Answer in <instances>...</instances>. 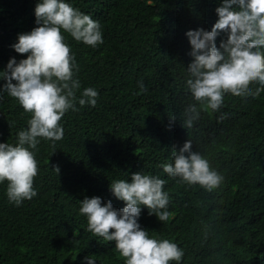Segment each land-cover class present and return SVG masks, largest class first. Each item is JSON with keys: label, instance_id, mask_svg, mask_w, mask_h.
<instances>
[{"label": "trees", "instance_id": "trees-1", "mask_svg": "<svg viewBox=\"0 0 264 264\" xmlns=\"http://www.w3.org/2000/svg\"><path fill=\"white\" fill-rule=\"evenodd\" d=\"M40 2L0 0V71L10 59L27 58L13 45L38 26ZM65 2L101 26L103 43L95 48L64 33L78 65L76 95L92 87L97 102L94 107L77 102L78 110L64 115L63 139L54 148L53 141L38 138L35 197L17 206L8 199V182L0 183V264H86L85 257L95 264H125L114 241L88 231L79 209L92 197L123 209L125 202L110 185L130 183L135 173L166 181L169 219L161 222L142 207L138 223L150 236L179 242L184 251L179 264H264V92L255 98L226 93L219 111L201 110L193 129L181 127L185 109L199 108L185 88L192 62L186 32L211 31L224 0ZM227 36L219 32L218 48ZM6 83L0 78V143L15 146L31 114L3 91ZM187 139L224 177L211 193L161 167Z\"/></svg>", "mask_w": 264, "mask_h": 264}, {"label": "clouds", "instance_id": "clouds-1", "mask_svg": "<svg viewBox=\"0 0 264 264\" xmlns=\"http://www.w3.org/2000/svg\"><path fill=\"white\" fill-rule=\"evenodd\" d=\"M216 12L219 19L211 31L186 32L192 62L186 68L185 88L199 108L190 104L185 109L181 126L184 129H193L201 110L219 111L226 93L255 98L264 92V0H224ZM35 16L38 26L20 34L13 45L17 53L28 54L27 58L19 63L10 59L6 70L0 71V78L7 81L3 91L31 114L27 129L18 132L15 146L0 143V183L8 182V199L17 206L37 195L33 184L39 166L33 150L38 151V138L53 141L54 148L55 141L63 139L60 122L64 115L69 110H78L77 102L80 106L94 107L98 97L92 87L85 88L77 97L81 87L80 81L74 78L78 65L64 33L95 48L103 43L99 22L65 0H42L36 5ZM219 32H226L228 36L218 48L215 38ZM253 84L259 87L253 90ZM141 89L144 90L142 84ZM225 117L226 114L220 119ZM171 120L175 121V117ZM161 167L169 176L178 177L189 186L199 185L209 193L224 181L220 171L192 150L189 139L178 151L174 148L172 162ZM52 170L60 172L58 166ZM165 183L158 176L144 173L133 174L130 183L112 181L110 190L126 206L117 210L110 201L102 204L100 197L85 198L79 211L87 218L88 231L105 241H114L125 264H170L172 261L179 264L184 256L181 244L150 236L138 223L142 207L161 222L169 219V196L163 191ZM85 260L86 264H95L91 257Z\"/></svg>", "mask_w": 264, "mask_h": 264}, {"label": "bare ground", "instance_id": "bare-ground-1", "mask_svg": "<svg viewBox=\"0 0 264 264\" xmlns=\"http://www.w3.org/2000/svg\"><path fill=\"white\" fill-rule=\"evenodd\" d=\"M259 196V195H258ZM210 201V200H209ZM211 203V202H210ZM209 204V203H208ZM211 205V204H210Z\"/></svg>", "mask_w": 264, "mask_h": 264}]
</instances>
